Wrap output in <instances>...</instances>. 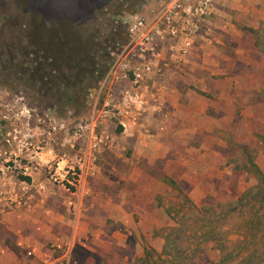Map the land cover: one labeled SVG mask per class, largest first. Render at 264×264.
I'll return each mask as SVG.
<instances>
[{
    "label": "rangeland",
    "instance_id": "1",
    "mask_svg": "<svg viewBox=\"0 0 264 264\" xmlns=\"http://www.w3.org/2000/svg\"><path fill=\"white\" fill-rule=\"evenodd\" d=\"M157 1L0 0V203L5 211L32 210L37 234L21 245L18 259L2 254L1 264H42L25 249L47 253L72 235L80 238L73 264H131L144 248L162 249L165 227L175 225L178 205L185 201L187 237L179 261L217 259L213 244L200 237L202 227L209 237L211 225L215 234L222 227L219 207L209 206L232 201L255 183L244 169L249 155L264 174V55L251 32L263 26L264 0H215L178 67H161L145 80L147 102L132 111L137 119L125 131L114 105L127 82L104 92L94 132H105L112 142L89 151L82 173L76 159L87 138L74 131L92 109L88 101L61 105L63 87L50 91L41 83L49 46L64 39L60 23L75 26L99 49L109 37L108 49L114 33L122 34L117 40L124 35L122 15ZM180 41L172 51L169 44L158 47L160 66L170 62L171 53L178 56ZM190 203L195 211L187 208ZM243 220L237 214L230 224L241 226ZM262 232L264 226L252 230L257 246L249 264H264ZM149 262L161 264L156 258Z\"/></svg>",
    "mask_w": 264,
    "mask_h": 264
},
{
    "label": "trees",
    "instance_id": "2",
    "mask_svg": "<svg viewBox=\"0 0 264 264\" xmlns=\"http://www.w3.org/2000/svg\"><path fill=\"white\" fill-rule=\"evenodd\" d=\"M131 1L136 3L141 0ZM60 28L64 39L59 42L53 39V44L49 46L48 62L43 68V74L40 73L41 83L50 91L55 90L60 85L63 87V95L59 100L61 105L72 108L74 104H78L77 100H80L79 104L85 106L87 103L86 90L97 86L108 69L111 59L109 53L112 48L108 46L107 49L105 42L109 40V37L100 42V45L98 44L99 49L95 44L96 40L93 39L94 43H91L90 38L81 37L75 26L74 29H70L66 24L60 23ZM251 32L255 46L264 55V22L261 30L251 29ZM116 34L122 35L121 33L112 35L114 40L112 47L115 43L125 39V30H123L124 35L121 39L117 40ZM85 46L88 49L84 48ZM95 46L96 49H91ZM102 46L104 50L101 49ZM78 87L79 89H77ZM120 130L121 127H119ZM244 169L254 177L255 183L232 201L217 203L215 206L210 205L209 208L211 209L219 207L222 227L215 234L216 229L211 225L210 237L209 233L203 230V227L202 232H200L202 234L200 237L205 242H211L214 249L218 251V257L212 264H249V259L256 250L257 243L254 240L255 233H252V230L259 231L264 226V174L250 155ZM25 178L29 180V177ZM165 179L169 184L176 185L173 179L167 177ZM185 202L178 205L174 217L175 225L165 227L162 249L156 251L153 248H144L143 252L136 256L131 264H150L151 258H156L161 264H184L179 260L186 247L185 237L187 234H183L182 231L184 227L188 226V222H186V214L181 212L185 209ZM257 204L259 210H255ZM187 208L190 211L197 209L193 203H190ZM171 210L168 208L167 212L170 214ZM190 214L187 213V215ZM237 214H241L244 219L241 226L230 224V220ZM232 236H236V238L231 239ZM260 237H264V232L260 234Z\"/></svg>",
    "mask_w": 264,
    "mask_h": 264
},
{
    "label": "built area",
    "instance_id": "3",
    "mask_svg": "<svg viewBox=\"0 0 264 264\" xmlns=\"http://www.w3.org/2000/svg\"><path fill=\"white\" fill-rule=\"evenodd\" d=\"M214 1L195 0L191 3L190 0H158L153 7L138 9L120 17V23L125 30V39L114 44L110 51L111 59L105 75L87 95L88 104L93 112L92 116L85 123L79 124L74 131V135L86 134L87 138L85 150L76 159L81 173L84 171L89 151L108 147L112 142L105 132L100 134L94 132V126L101 123L99 116L94 117V115L100 110L104 92L108 95L114 85L127 82V87L121 91L122 97L119 103L114 105L118 110L119 124L125 131L129 122L134 123L137 119L132 111H139L147 102L143 96L145 80L160 73L161 67L167 68L170 65L178 67V63L183 60L184 54L192 46L201 18L208 14ZM177 38L181 39L178 56L175 55L172 58L174 54L171 53L170 62H163L160 66L158 47L169 44L168 48L172 51ZM103 104L105 107L108 106L106 97ZM139 114L138 112L137 115ZM13 162L15 163L16 159ZM10 168L11 165L6 166L4 172ZM22 168L24 173L29 170L28 165ZM2 172L3 168H0V177ZM78 242L80 238L72 235L66 241L53 244L50 252L38 255L34 248H28L25 251L28 257L38 259L42 264H73L72 251Z\"/></svg>",
    "mask_w": 264,
    "mask_h": 264
},
{
    "label": "crops",
    "instance_id": "4",
    "mask_svg": "<svg viewBox=\"0 0 264 264\" xmlns=\"http://www.w3.org/2000/svg\"><path fill=\"white\" fill-rule=\"evenodd\" d=\"M104 199L106 205L111 204L112 199L110 197L104 196ZM35 220V214L32 210L23 212L13 208L10 211H5L0 203V261L1 257L4 256L2 254L10 255L15 259H18L20 254L22 255L24 249L21 245L23 243L28 244L33 240L32 237L37 235L34 232ZM43 236L47 237L48 235Z\"/></svg>",
    "mask_w": 264,
    "mask_h": 264
}]
</instances>
